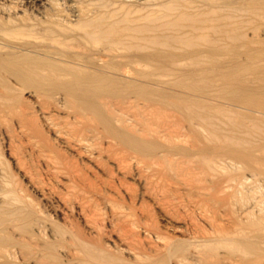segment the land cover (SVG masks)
Wrapping results in <instances>:
<instances>
[{"label":"bare ground","instance_id":"bare-ground-1","mask_svg":"<svg viewBox=\"0 0 264 264\" xmlns=\"http://www.w3.org/2000/svg\"><path fill=\"white\" fill-rule=\"evenodd\" d=\"M0 1V264H258L264 199L231 172L264 171V0ZM243 49L252 65L226 55ZM226 61L201 83L129 68ZM145 196L192 235L152 223Z\"/></svg>","mask_w":264,"mask_h":264},{"label":"rangeland","instance_id":"rangeland-1","mask_svg":"<svg viewBox=\"0 0 264 264\" xmlns=\"http://www.w3.org/2000/svg\"><path fill=\"white\" fill-rule=\"evenodd\" d=\"M10 1L11 0H2V3H4V4H10ZM1 2V1H0ZM7 2V3H6ZM9 2V3H8ZM27 1L26 0H23L22 1V4L24 5L22 8L24 9V8H26V9H28L29 11L31 10V8H32V6H31V4H29L28 2L26 3ZM26 5V6H25ZM29 6V7H28ZM31 7V8H30ZM258 23V24H257ZM257 23H255V25L254 24H251V26H248V27H256L257 25L259 26L260 24H261V21H259V22H257ZM257 24V25H256ZM263 25V24H262ZM247 30H248V35L250 36V35H252L253 37H254V35L251 33V31H253L252 29H248L247 28ZM259 32V33H258ZM251 33V34H250ZM262 34V35H261ZM255 37L254 38H256L258 35H259V40L258 41H260V40H263V41H260L259 42V45H256L255 46V48H257L256 50H261L260 52L258 51L257 53H259V54H256V52H254L256 55H261L262 57H263V59H264V34L262 33V31H260V30H257V32L255 31ZM252 36H250V37H252ZM252 37V38H253ZM257 39V38H256ZM261 44V45H260ZM259 47V48H258ZM254 48V49H255ZM245 50V51H244ZM249 52V50H247V49H243V50H241V52H236V53H234V52H231V51H229L226 55H227V57L229 58V57H234V59H236L237 61L239 60V61H242L241 62V65L243 64V65H252V64H248V63H252L253 61H255V59H252V58H250L251 56V54L250 53H248ZM230 53V54H229ZM229 55V56H228ZM233 55V56H232ZM235 55V56H234ZM254 55V54H253ZM255 55V56H256ZM243 56V57H242ZM260 56V57H261ZM248 57V58H247ZM259 62V61H258ZM228 63H229V61H228ZM227 63V61H226V64H183V66H182V64H174L175 66H173V64L171 65V64H168V65H170V68H169V66L167 65V64H165L166 66H168V68L171 70V67H172V73H175V74H170V73H168L169 72V70L168 69H166V67H163V66H165L164 64H163V68L161 67V68H157V67H159V66H161L160 64H150V66L149 65H147V64H134V66H129V68H132V70L131 69H129L128 68V75L129 74H131V71H132V74H131V76L133 77L134 75L133 74H135L136 72H134V71H141V72H143L144 73V75H146V77L145 76H142V78L144 77V79H151L152 77H151V75H161V77L163 78V79H166V80H169V81H173V80H175V81H179V80H182V79H184V80H186V81H192L193 79V77H197V79L195 78L193 81H200L199 83H201V82H203L202 80L203 79H205L206 78V75H207V77H209V78H216L217 79V77H219L220 76V74H221V72H223L222 71V69L224 70V68L223 67H228L227 69L229 70V68L232 66V65H237V64H228ZM254 63V62H253ZM262 63V64H261ZM135 65H136V69H135ZM194 65V66H193ZM242 65V66H243ZM255 66H264V61L263 62H260L259 64H254ZM114 66L116 67V64H114ZM113 65H112V67H114ZM145 66H147L148 68H146ZM196 66H198V67H196ZM174 67L178 70H175L174 69ZM202 67V68H201ZM143 68H144V70H143ZM146 68V69H145ZM204 68L207 70V73L206 74H202L201 73V71L202 70H204ZM183 69V70H182ZM113 70H115L114 68H113ZM131 70V71H130ZM167 70V71H166ZM170 71V72H171ZM253 71V70H252ZM247 71V72H245V73H243V76H244V78H246L245 80H247V78H248V81H250L252 84V86H254V87H256V85H255V83H257V81L256 80H259V75L257 74V73H255V71ZM134 72V73H133ZM197 72H200V74H198ZM257 74V75H256ZM141 75H143V74H141ZM256 75V76H255ZM135 76H137V74H135ZM192 76V77H191ZM183 77V78H182ZM191 77V78H190ZM232 79H230V80H232V81H234V79H235V81L236 82H234V85H236V84H238V82H237V80L238 81H240L241 79V77L240 76H238V79H237V77H231ZM243 78V79H244ZM173 79V80H172ZM229 80V81H230ZM223 81V80H222ZM222 81L221 80H219L218 81V83H219V85H218V88H220L221 86H220V84H222ZM262 83H264V81L262 82ZM168 83H165L164 85L165 86H169V89H171V90H180V89H182V90H184L183 88H181V87H179V86H176V87H172V85H170V84H168ZM254 84V85H253ZM18 85L19 84H17L16 86V88H18ZM21 85V84H20ZM19 85V87H21V88H23L24 89V91H22V90H20V89H16V91L18 92V95H20V96H18L19 98L22 96V99H27L26 101H27V103H33V104H35L34 105V107H36L37 106V104H38V102L36 101V98L34 97V96H31L29 93H32V92H30V91H32V89H34V86H32V85H30L29 87H28V83H27V85L26 84H24V86H26V88L23 86H20ZM23 85V84H22ZM227 85V84H226ZM170 86H171V88H170ZM220 86V87H219ZM31 87H33V88H31ZM29 88V89H28ZM31 88V89H30ZM173 88V89H172ZM215 88H217V87H215ZM215 88H212V90L213 91H215L216 92V90H215ZM204 89H206V88H204ZM22 91V92H20L19 93V91ZM224 91V90H223ZM227 91V90H226ZM225 92V91H224ZM226 93V92H225ZM22 94V95H21ZM228 95H230V94H228ZM237 96V95H236ZM23 97H26V98H23ZM28 97V98H27ZM237 97H239V96H237ZM32 98V99H31ZM21 99V98H20ZM31 100V102L29 101V100ZM35 99V100H34ZM34 101H35V103H34ZM252 105V104H251ZM31 107H32V105H31ZM37 108V107H36ZM33 108H31V110H32ZM34 110V109H33ZM25 113V112H24ZM38 113L41 115V113L40 112H37V113H35V114H37V116L39 117V115H38ZM233 113V112H232ZM232 113L230 114L231 116H233L235 113H233V115H232ZM21 114H22V117H24L25 116V118L27 117V118H33V117H30V116H32V115H30L29 113H28V115H30L29 117H28V115H27V113H26V115H24L23 114V112H21ZM34 114V118H37L36 117V115ZM237 114H239V116H241L240 115V113H237ZM24 115V116H23ZM235 116V115H234ZM238 116V115H237ZM41 117V116H40ZM40 120L39 121H41V118H39ZM37 120H38V118H37ZM34 121H36V119L34 120ZM39 121H37V124L39 123V125L38 126H36L38 129H40V127L41 128H44L43 127V125H41V123L43 124V122H39ZM11 124V123H10ZM9 124V125H10ZM32 124H34V123H32ZM36 124V123H35ZM45 126V125H44ZM264 126V125H263ZM48 127H46L45 126V128L44 129H42L41 131H43V132H45L44 134H42V135H45L46 134V137H47V133H48V135H49V137L51 138V137H53L54 139H52V140H54V141H52V143H54V145L56 146V147H59V148H61L62 146H63V144L61 143V141L59 142V144H58V142L57 141H59L58 140V138H56V136L54 135V134H52L53 133V131L52 130H48L47 129ZM258 131H262V132H264V127H262L261 128V130H258ZM47 132V133H46ZM261 133V132H260ZM55 136V137H54ZM1 138V137H0ZM48 138V137H47ZM1 140V139H0ZM3 141V142H2ZM1 143H5L4 142V140L2 139L1 140ZM3 144H0V146H2ZM5 145V144H4ZM4 145L2 146V149H4ZM62 145V146H61ZM64 147V146H63ZM62 147V148H63ZM62 150V149H61ZM64 150H66L65 148L63 149V151ZM249 169V170H248ZM248 169H245L244 167H240L238 170H236V171H233V172H231V174L232 173H234L235 175L234 176H236L237 174L236 173H239L236 177L237 178H240V177H243V176H247L248 178H249V184L251 183V185L252 186H254V187H257V188H259L258 189V193L257 194H255V196H256V198L258 199H264V171H259V170H253V169H250V168H248ZM246 170V171H245ZM230 173V172H229ZM228 173V174H229ZM228 174L226 175L227 177H228ZM231 174H229V175H231ZM105 176V175H104ZM252 179V180H251ZM128 181H129V184H131V188L133 189V187H134V189H135V191H138L139 190V192L138 193H140L141 192V190H142V187H141V185L138 183V181L137 180H134L133 178H131V177H128ZM137 181V182H136ZM132 182V183H131ZM255 182V183H254ZM237 183V182H236ZM211 184H213V183H210V188H211V190L212 191H209V194H210V192H213V193H216L218 190V188H216V187H214L213 189H215V192H214V190L212 189V185ZM209 188V189H210ZM133 189V190H134ZM217 190V191H216ZM122 192L124 193V194H126L125 193V190L124 189H122ZM219 193H220V197H222V196H226V195H228V196H226V197H229V193H227L226 192V195H225V193L224 194H221L222 192H220V190L218 191ZM217 192V193H218ZM229 192H230V194L231 193H233L234 191H232V190H229ZM246 192H248V190H244V191H242L241 193H240V195H239V193H236V195H238V198L240 199L239 201H240V203H239V208H241V211L240 210H238L237 211V213H239L240 212V214L242 215V213L241 212H243V211H245V209H247L253 202H255L254 200L256 199V198H252V196H248V193H246ZM251 192V191H250ZM218 193V194H219ZM115 194V193H114ZM114 194H112V195H114ZM251 194H253V192H251ZM117 195H119V194H117ZM127 196V195H126ZM258 196V197H257ZM115 197H119V196H115ZM244 198L245 197V199H241V198ZM143 198H145L144 200H143V202L142 201H137L136 203H141L142 202V204H143V208L141 207V204H138V209H140V207L142 208V209H146L147 211H149L148 213H150V216H149V220L152 222V223H156V225H158L161 229H163V231H166V232H168V233H174V232H176L177 231V229L178 228H175V226H181V230L185 227V225H186V220H188L189 221V217H187V215H183L182 217H180L181 218V223H183V224H181L180 222H176L175 224H174V222H172L171 223V221L169 220V219H166V218H164L163 216H161L160 215V212H159V209L157 208V206L155 207L154 205H155V203L153 202V200L152 199H150L148 196H145V197H143ZM119 199V198H118ZM146 199H148V200H146ZM243 200V201H242ZM145 201V202H144ZM187 203H188V200H187ZM144 204H146V206L144 205ZM140 205V206H139ZM154 206V207H153ZM241 206V207H240ZM147 207V208H146ZM148 208H149V210H148ZM238 208V209H239ZM142 209H140V210H142ZM150 210H152V211H150ZM243 210V211H242ZM153 212V213H152ZM156 212V213H155ZM236 213V214H237ZM153 214V215H152ZM157 214V215H156ZM192 216H193V213H192ZM195 216H197V217H195ZM198 214L196 213V214H194V218L196 219V221L199 223V220L201 219V221H200V223H201V226H203V229L205 228L206 230H209V225H207V223L202 219V217H199L198 218ZM154 218V219H151V218ZM198 218V219H197ZM150 221H149V223H150ZM199 223V224H200ZM203 224V225H202ZM173 227V228H172ZM173 229H175V230H173ZM180 229V228H179ZM204 229V230H205ZM205 230V231H206ZM182 231H184L185 233H186V235H188V233H189V235L188 236H190V234L192 235V233H191V231H186V227L184 228V230H182ZM208 234H209V231H208ZM260 234V236H262V237H264V232H262V233H259ZM148 236V235H147ZM148 238H151V240H153L152 239V237H149L148 236ZM147 238V239H148ZM261 239H262V241H261ZM261 239H259L260 240V243L261 242H263L264 241V238H261ZM150 240V241H151ZM155 241V240H154ZM152 242V241H151ZM262 244V243H261ZM263 246H261V247H263L264 248V244H262ZM220 250H222V249H220ZM263 260H264V254H263V256L258 260L259 262H258V264H264V262H263ZM190 262H191V264L193 263V261H191L190 260ZM193 264H204V263H199L198 262V260L197 261H194V263Z\"/></svg>","mask_w":264,"mask_h":264}]
</instances>
